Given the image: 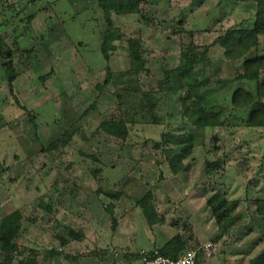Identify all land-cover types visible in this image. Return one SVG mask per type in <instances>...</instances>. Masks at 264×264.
I'll return each instance as SVG.
<instances>
[{
	"label": "rangeland",
	"instance_id": "obj_1",
	"mask_svg": "<svg viewBox=\"0 0 264 264\" xmlns=\"http://www.w3.org/2000/svg\"><path fill=\"white\" fill-rule=\"evenodd\" d=\"M256 2L143 0L139 14L123 16L109 4L115 25L127 37H142L147 70L131 82L109 78L102 89L107 67L114 73L128 71L130 57L127 39L118 42L120 47L109 62L103 57L105 22L98 0H19L23 22L13 18L3 27L0 17L1 32L16 50L14 87L25 106L15 103L0 63V113L8 121L0 131V221L24 209L23 228L15 241L36 249L38 264H128L125 255L152 247V236L162 227L173 226L176 233L188 236L187 225L197 240L189 241V247L202 241L219 244L214 255L207 249L201 252V264H255L249 261L254 258L256 264H264V214L256 203L264 200V127H215L194 148L179 174L173 173L162 149L156 147L166 133L195 129L181 122V93L170 94L160 87L166 71L180 66L182 47L192 40L189 31H194V41L202 49L229 28L253 29ZM27 17L35 31L29 42L31 33L20 36ZM42 33L45 40H40ZM211 47L209 55L218 64L220 77L245 73L244 59L230 60L223 47ZM260 48L264 54V36ZM117 91L132 97H120ZM145 91L159 93L161 123L153 122ZM114 114L128 121L126 140L100 128ZM67 130L74 135L66 147L45 151ZM217 160L222 166L209 175L206 162ZM97 169L100 173L95 175ZM151 190L163 218L156 227L139 206ZM105 191L121 197L112 199ZM218 191L238 202L235 219L227 226L217 223L208 206ZM42 201L52 210L42 208ZM69 227L82 230L83 239L70 238ZM61 238L68 243L63 245ZM246 239L251 241L247 250L235 246ZM52 250L60 254L49 256ZM240 250V257L231 254ZM30 254L26 251L22 258L33 257Z\"/></svg>",
	"mask_w": 264,
	"mask_h": 264
},
{
	"label": "trees",
	"instance_id": "obj_2",
	"mask_svg": "<svg viewBox=\"0 0 264 264\" xmlns=\"http://www.w3.org/2000/svg\"><path fill=\"white\" fill-rule=\"evenodd\" d=\"M35 2L37 0H26ZM235 0H230V3ZM257 18L253 29H234L229 28L212 45L200 48L194 41V31H189L191 41L184 44L181 51L180 66L166 71V78L162 81L161 90L173 94L181 93V122L186 125H193V131L182 133H166L163 135L162 142L156 144L158 149H162L166 156L173 173L179 174L186 166V160L189 159L196 146L202 144V140L207 132L212 131L217 126H231L233 124L245 125L252 128L264 127V80H261L264 71V54L261 52V37L264 36V0H256ZM99 6L103 12L105 28L101 32V53L106 62H109L112 54L119 49L118 42L127 39V51L130 57V68L128 71L114 73L110 67H107V78L102 89L109 78L115 81H135L140 73L147 70V60L145 57L144 41L142 37H127L123 30L115 25L113 14L109 4H114L115 14L118 16L139 14L143 0H98ZM48 9V8H47ZM22 9L19 7V0H0V17L3 19L4 26H9L10 20L19 18L23 22ZM27 26L22 35L23 38L29 37V41L34 38V29L31 27L30 17L26 18ZM0 25V63L7 76V84L15 103L22 109L25 106L22 103L20 95L14 87V81L18 77L17 69L14 65V55L16 50L9 47L6 38L2 34ZM15 34H19V29L15 27ZM184 29L175 31L182 32ZM188 32V31H187ZM36 37V36H35ZM40 40H45V34L39 35ZM24 44L19 43V45ZM220 45L225 49V56L233 61L244 59L243 68L245 73H238L235 78H222L218 75V64L210 57L211 46ZM21 47V46H20ZM29 52V51H28ZM260 52V53H259ZM108 64V63H107ZM54 71L41 77L42 81L50 78ZM246 82L247 85L241 83ZM122 97H132L130 93L117 91ZM148 105V112L152 115L153 122L158 124L162 122L161 116L157 112V106L161 100L159 93L155 91H145L143 93ZM229 107H227V105ZM94 108L92 105L91 109ZM32 116V113H30ZM35 117V116H34ZM8 124V121L0 113V131ZM101 130L110 136L126 140L130 134L128 121L121 114H114L106 118L100 125ZM74 133L67 130L59 139L45 148L47 152H56L66 147L72 139ZM218 138L214 137V147L217 148ZM222 161H207L206 171L209 175L216 173L222 166ZM3 171V168H2ZM95 175L100 173L97 169ZM107 196L118 200L120 193L105 191ZM258 212L264 214V200L257 201ZM40 206L46 210H52L51 205L42 201ZM139 206L150 225H155L163 219L159 216L158 207L155 203V194L151 190L139 201ZM208 206L213 210V214L220 226L229 225L235 219L233 212L238 206L237 201L228 200L227 196L221 192H216L208 200ZM25 219L24 209L6 215L0 221V264H38L37 250L20 246L15 240L21 233ZM117 224V222H116ZM115 224V225H116ZM189 235L178 234L172 238L163 247H157L152 252H158L163 256L177 258L189 247V241H196L192 234V226L185 228ZM70 238L83 239L84 232L69 227ZM63 245L68 240L61 238ZM199 243L195 247L198 250L199 263L201 264V252L205 250ZM149 249V248H148ZM26 251H31L33 257L29 259L22 258ZM139 251H130L125 255L124 261L128 264L139 259ZM49 256L60 254L59 251L47 252ZM264 261V256H263Z\"/></svg>",
	"mask_w": 264,
	"mask_h": 264
},
{
	"label": "built area",
	"instance_id": "obj_3",
	"mask_svg": "<svg viewBox=\"0 0 264 264\" xmlns=\"http://www.w3.org/2000/svg\"><path fill=\"white\" fill-rule=\"evenodd\" d=\"M206 247L207 250L211 251L212 244H206L199 248ZM199 250V249H198ZM198 250L189 247L184 253L177 258H171L161 255L158 252H152L148 248H142L139 251L138 264H200L198 258Z\"/></svg>",
	"mask_w": 264,
	"mask_h": 264
},
{
	"label": "crops",
	"instance_id": "obj_4",
	"mask_svg": "<svg viewBox=\"0 0 264 264\" xmlns=\"http://www.w3.org/2000/svg\"><path fill=\"white\" fill-rule=\"evenodd\" d=\"M163 225V224H162ZM157 225H155V227H156ZM162 227V226H161ZM164 230V232H162ZM159 231H161V232H159ZM158 232H157V236H152V241H153V243H154V245L152 246V247H150L149 249H154V248H157V247H163L165 244H167L172 238H174L176 235H178L179 234V232H175V230H174V228H173V226H170L169 228H163L162 227V229H160ZM201 240V239H200ZM204 241H202V245H200V246H203V245H206L207 243H203ZM246 242V243H245ZM250 240L249 239H246V240H244L241 244L239 243H237L235 246H239V247H243V248H246V250L248 249V248H250L249 246V244H250ZM248 245V246H247ZM187 246L189 247V245H188V243H187ZM219 246V244H217V245H214L213 246V248H212V250L210 251V252H212V255H214L213 254V251H214V249L216 250L217 249V247ZM246 246V247H245ZM204 249H206V247H204ZM138 250H141V249H137L136 251H138ZM236 252V253H235ZM242 254L243 253V251H233V253H231V254ZM240 254H239V257H240ZM211 255V254H210ZM239 257H237V256H233V259H235V260H238V259H241V258H239ZM250 258H252L251 256H249ZM242 261H246L245 259H241ZM250 260H252V261H250ZM249 261L250 262H254L255 264L257 263L256 262V259L254 258V259H249ZM131 264H138V259L136 260V261H134V262H132ZM262 264V263H261Z\"/></svg>",
	"mask_w": 264,
	"mask_h": 264
}]
</instances>
